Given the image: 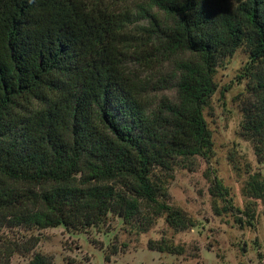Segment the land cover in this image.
<instances>
[{"label":"trees","instance_id":"16d2710c","mask_svg":"<svg viewBox=\"0 0 264 264\" xmlns=\"http://www.w3.org/2000/svg\"><path fill=\"white\" fill-rule=\"evenodd\" d=\"M137 21L146 22L145 45L159 46L132 57ZM164 49L179 58L175 97L154 104L127 64L146 65ZM239 49L253 98L241 131L263 152L264 0H151L136 13L106 0H0V228L86 230L109 213L130 224L142 207L175 231L194 227L158 202L166 189L155 172L209 156L204 110L217 70ZM253 180L250 197L259 199L264 184ZM148 245L182 252L164 240ZM28 264L50 263L35 254Z\"/></svg>","mask_w":264,"mask_h":264},{"label":"rangeland","instance_id":"374dc122","mask_svg":"<svg viewBox=\"0 0 264 264\" xmlns=\"http://www.w3.org/2000/svg\"><path fill=\"white\" fill-rule=\"evenodd\" d=\"M106 1L131 13L151 3ZM145 24L137 21L129 27L131 40L126 45L132 57L133 52L144 55L150 46H159L155 38L145 45L146 34L140 29ZM150 58L146 65L129 60L128 70L147 85L148 101L173 100L179 58L165 49ZM247 61V54L239 49L217 70L218 88L204 110L212 135L209 156L183 161L170 172H155L166 189V197L158 202L184 211L194 227L175 231L153 207H142L130 224L120 214L109 213L101 226L86 230L4 227L0 228V264L7 263L9 251L8 264H28L35 254L50 264H264V190L259 199L250 197L254 178L264 184V151L257 152L255 141L241 131L242 110L253 101L248 80L240 78ZM161 240L174 249L180 247L181 254L150 250L149 243ZM112 248L116 254H110Z\"/></svg>","mask_w":264,"mask_h":264}]
</instances>
